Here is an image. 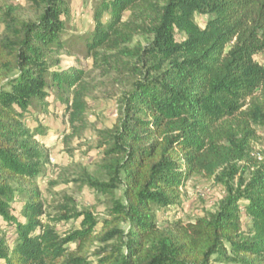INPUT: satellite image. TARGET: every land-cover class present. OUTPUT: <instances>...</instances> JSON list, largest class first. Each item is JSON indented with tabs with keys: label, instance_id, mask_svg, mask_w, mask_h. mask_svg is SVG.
Listing matches in <instances>:
<instances>
[{
	"label": "trees",
	"instance_id": "trees-1",
	"mask_svg": "<svg viewBox=\"0 0 264 264\" xmlns=\"http://www.w3.org/2000/svg\"><path fill=\"white\" fill-rule=\"evenodd\" d=\"M73 2L0 9V264H264V161L250 149L264 129V0H97L78 54L142 77L103 133L108 180L82 174L110 199L107 219L71 199L50 213L38 185L39 114L59 103L73 135L86 126L85 72L61 68ZM240 162L253 171L235 189ZM201 175L226 187L217 211L160 228Z\"/></svg>",
	"mask_w": 264,
	"mask_h": 264
},
{
	"label": "rangeland",
	"instance_id": "rangeland-1",
	"mask_svg": "<svg viewBox=\"0 0 264 264\" xmlns=\"http://www.w3.org/2000/svg\"><path fill=\"white\" fill-rule=\"evenodd\" d=\"M96 4L97 0H74L66 25V39H74L75 45L70 51L61 54V68L65 71L73 68L83 69L85 81L92 89L87 99L85 128L80 134L73 135L67 118L63 115L62 105L54 102L50 114H39L40 118L34 124L41 123L46 128L45 135L38 137V140L48 150L49 164L46 174L38 179V185L50 213L69 205L68 200L71 199L79 212L93 211L97 219H107L105 213L110 199L98 196L81 183L82 174L86 173L91 178L103 182L108 180L101 169L103 149L100 144L103 133L112 130L116 125L120 102L133 90L137 82L142 81V77L132 70L133 65L129 69L117 68L115 65L109 67L105 62L95 63L78 54L82 47L79 39L94 29L93 14ZM28 5L29 0H0V9H6L8 6L23 9ZM196 21L204 28L207 18L197 16ZM138 42L144 43L141 36L135 38L134 44ZM256 60L264 65V54L257 56ZM254 129L256 138L250 143L251 157L261 162L264 161V129ZM250 165L252 166L248 162L239 163L241 172L230 182L235 189L241 181H248L253 171ZM226 196V187L217 179H209L204 175L195 176L181 191V207L178 210L158 213L159 227L164 229L177 221L185 224L207 217L217 211L219 203ZM117 198H122L121 192H117ZM70 227L75 226L71 223ZM92 261H95L94 258Z\"/></svg>",
	"mask_w": 264,
	"mask_h": 264
}]
</instances>
